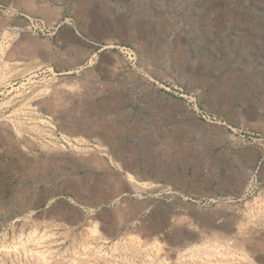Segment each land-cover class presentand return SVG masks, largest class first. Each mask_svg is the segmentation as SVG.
Masks as SVG:
<instances>
[{
    "label": "rangeland",
    "instance_id": "rangeland-1",
    "mask_svg": "<svg viewBox=\"0 0 264 264\" xmlns=\"http://www.w3.org/2000/svg\"><path fill=\"white\" fill-rule=\"evenodd\" d=\"M0 264H264V0H0Z\"/></svg>",
    "mask_w": 264,
    "mask_h": 264
},
{
    "label": "bare ground",
    "instance_id": "bare-ground-1",
    "mask_svg": "<svg viewBox=\"0 0 264 264\" xmlns=\"http://www.w3.org/2000/svg\"><path fill=\"white\" fill-rule=\"evenodd\" d=\"M240 231H244V230H238V233L240 234L241 232ZM243 233V232H242Z\"/></svg>",
    "mask_w": 264,
    "mask_h": 264
}]
</instances>
